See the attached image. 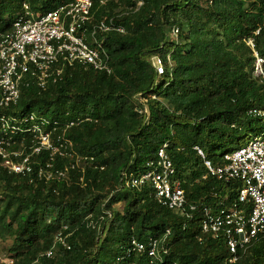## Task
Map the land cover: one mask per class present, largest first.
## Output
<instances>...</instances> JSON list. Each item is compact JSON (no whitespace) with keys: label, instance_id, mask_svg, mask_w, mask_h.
<instances>
[{"label":"trees","instance_id":"16d2710c","mask_svg":"<svg viewBox=\"0 0 264 264\" xmlns=\"http://www.w3.org/2000/svg\"><path fill=\"white\" fill-rule=\"evenodd\" d=\"M93 2L94 22L114 18L126 28L103 34L112 72L61 63V80L41 88L28 76L19 103L5 110L45 119L53 143L69 152L54 158L55 168H67L63 180L38 175L49 150L33 156L29 175L11 173L0 161V239L16 244L14 264H264V234L231 254L224 239L203 231V209L229 207L242 182L209 175L195 149L219 164L264 135V115L250 113L264 110V81L253 75L248 45L254 39L264 57V0H144L138 9L137 0ZM61 3L0 0V32L12 29L25 4L46 13ZM10 136L11 149L29 153L38 143L32 131ZM166 143L188 202L197 205L189 216L162 206L150 187L122 186L124 173L143 172ZM60 232L70 249L56 241ZM151 237L161 240L155 259L128 255L133 238Z\"/></svg>","mask_w":264,"mask_h":264},{"label":"built area","instance_id":"2783aa9c","mask_svg":"<svg viewBox=\"0 0 264 264\" xmlns=\"http://www.w3.org/2000/svg\"><path fill=\"white\" fill-rule=\"evenodd\" d=\"M61 1L57 8L46 13L35 12L25 4L24 13L15 20L12 29L0 32V161L11 173L29 175L34 172L33 156L49 150L50 161L38 169L39 177L47 181L67 178V168H55L54 158L57 154L67 156L69 152L63 149L64 144L53 143L52 132L45 130L48 123L45 119L37 122L34 113L19 119L6 114L5 110L19 103L28 76H33L41 88L61 80L64 73L61 63L70 66L82 64L110 74L112 67L109 54L103 47V34L110 31L126 32V28L114 18L94 22L93 0ZM143 4L144 0H137L136 8ZM171 33L173 38L178 39L179 27L173 26ZM248 45L255 57L253 75L264 81V57L257 52L254 39H250ZM153 60L158 73L165 74L162 58L155 56ZM152 97L156 98L155 95ZM140 99L142 102L148 100L143 95ZM138 110L143 112L141 108ZM250 113L261 116L264 110L253 108ZM22 130L32 131L38 140L29 153L24 149H11L10 134ZM168 147V143L164 144L156 158L148 161L143 172L124 173L122 186L150 187L154 198L162 206L182 216H189V209L194 211L197 205L188 202L184 181L178 176ZM195 149L205 159L209 175L225 181L242 182L236 199L229 207L224 206L217 211L210 206L203 209V231L224 239L230 253L236 254L264 234V136L253 137L245 146L224 154L219 164L207 160L200 147L196 146ZM66 238L67 235L60 232L56 241L70 249ZM160 243V239L153 237L148 242L133 238L128 255L133 251L148 252L155 259L161 248ZM46 255L52 257L54 251L49 250ZM6 258H0V264H14L12 256ZM236 260V256L230 259L231 262ZM150 264L155 263L152 260Z\"/></svg>","mask_w":264,"mask_h":264},{"label":"rangeland","instance_id":"374dc122","mask_svg":"<svg viewBox=\"0 0 264 264\" xmlns=\"http://www.w3.org/2000/svg\"><path fill=\"white\" fill-rule=\"evenodd\" d=\"M258 136H264V135H258ZM118 209H122L123 203H119L116 205ZM16 247V244L13 242V240L8 239V240H2L0 239V258L2 259H7L6 257L10 256L11 249Z\"/></svg>","mask_w":264,"mask_h":264}]
</instances>
